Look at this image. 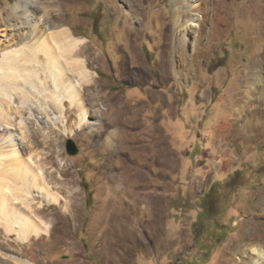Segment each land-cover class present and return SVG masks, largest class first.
Returning <instances> with one entry per match:
<instances>
[{
  "label": "rangeland",
  "instance_id": "1",
  "mask_svg": "<svg viewBox=\"0 0 264 264\" xmlns=\"http://www.w3.org/2000/svg\"><path fill=\"white\" fill-rule=\"evenodd\" d=\"M84 1L65 5L62 23L50 28L83 40L75 59L92 76L75 81L85 126L73 113L65 128L72 134L61 129L55 137L43 118L41 144L30 151L14 132L13 155L49 181L53 201L48 206L33 192V205L49 207L37 219L48 230L30 245L14 231L0 238V264H219L243 236L264 246V129L240 128L241 119L264 110L255 102L264 100V0H225V26L206 14L202 57L184 73L167 0ZM15 2L0 0V10ZM255 60L261 82L250 92L243 73ZM243 96L251 102L244 105ZM68 139L76 155L67 154Z\"/></svg>",
  "mask_w": 264,
  "mask_h": 264
},
{
  "label": "bare ground",
  "instance_id": "2",
  "mask_svg": "<svg viewBox=\"0 0 264 264\" xmlns=\"http://www.w3.org/2000/svg\"><path fill=\"white\" fill-rule=\"evenodd\" d=\"M167 1L172 7L169 31L177 45V50L175 49L177 67L183 73L188 72L193 65L195 66L197 58L202 55L201 45L207 40L203 35L206 23L203 20L204 16L212 13L214 19L218 15V20L215 18L218 21L216 22L225 26L228 21L227 15L230 13L225 0H201L205 4L204 9L197 4V0ZM81 2L85 1L16 0L13 4H3V11L0 10L2 36V40L0 39V238H8L14 231L20 241L30 245L29 240L32 235H39L42 229L48 230L46 227L43 228L37 219L49 207L44 205L39 208L35 206L36 204L33 205L32 201L37 198L33 194L42 196L48 206L53 201L47 188L49 181L45 180L41 173L26 169L23 162L13 155L19 145L13 135L14 132L18 130L21 132L20 145L26 151H30L33 143L36 146L41 144L40 120L43 118L50 121L48 123L50 133L55 137L60 134L61 129L64 134H72L66 132L65 128L72 124L73 113H76L77 126H85L88 110L82 105V93L75 81L76 79L79 85H83L91 81L92 76V73L83 66L82 61L75 59V49L83 40L75 38L67 28L62 27L57 30L50 28L62 23V11L65 5L75 8L81 6ZM208 6L215 12H209ZM194 17L202 18L201 22L194 21ZM213 29H215L214 25ZM192 31L195 33L193 34L195 44L193 51L187 55L185 49L190 41H187L186 35ZM19 43L22 44L18 49L11 48L14 45L18 46ZM259 64V60L253 61L249 70L243 73L244 87L250 92L252 82L255 80L256 83L261 82L255 76ZM166 68L164 63L163 70ZM40 79L41 83H39ZM25 88L28 91H25ZM248 90L244 92L249 93ZM29 94H36L35 102L28 98ZM245 96L240 98V102L243 100L244 105L251 102L250 97L245 98ZM255 102L258 103V107L264 105L261 97L255 99ZM240 107L241 109L237 110L238 114L244 109ZM67 113L70 116H67ZM257 113L258 115L254 113L248 119H241L240 128L261 133L264 129L261 119L264 110L260 107ZM26 166L31 168L29 163ZM260 201L264 203V198L261 197ZM245 239L246 236L241 237L240 241L229 250L230 256L221 260L219 264H264V246L248 243ZM25 246L22 247V251ZM234 255H237V258H234Z\"/></svg>",
  "mask_w": 264,
  "mask_h": 264
},
{
  "label": "water",
  "instance_id": "3",
  "mask_svg": "<svg viewBox=\"0 0 264 264\" xmlns=\"http://www.w3.org/2000/svg\"><path fill=\"white\" fill-rule=\"evenodd\" d=\"M65 148H66L67 154L71 156L76 155L78 152V147L71 139L66 140Z\"/></svg>",
  "mask_w": 264,
  "mask_h": 264
}]
</instances>
